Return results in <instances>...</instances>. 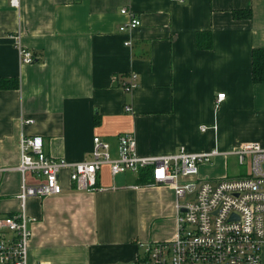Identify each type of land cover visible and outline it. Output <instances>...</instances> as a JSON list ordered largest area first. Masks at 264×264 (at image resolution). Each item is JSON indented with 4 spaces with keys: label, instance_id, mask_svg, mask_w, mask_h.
<instances>
[{
    "label": "crops",
    "instance_id": "obj_1",
    "mask_svg": "<svg viewBox=\"0 0 264 264\" xmlns=\"http://www.w3.org/2000/svg\"><path fill=\"white\" fill-rule=\"evenodd\" d=\"M9 1L0 0V78L18 88L0 90V216L20 210L22 135L41 136L47 156L69 162L89 159L96 136L115 157L122 133L141 157L264 148V84L252 82L264 0H20L18 9ZM122 9L140 26L119 33ZM17 38L33 64L20 63ZM223 157L201 165L199 178L243 173ZM141 171L113 176L102 166V190L79 192L65 169L61 194L27 199L28 264H130L144 245L170 242L176 197Z\"/></svg>",
    "mask_w": 264,
    "mask_h": 264
},
{
    "label": "built area",
    "instance_id": "obj_2",
    "mask_svg": "<svg viewBox=\"0 0 264 264\" xmlns=\"http://www.w3.org/2000/svg\"><path fill=\"white\" fill-rule=\"evenodd\" d=\"M18 9L20 0H10ZM128 22L119 28L126 33L140 26V21L127 10L120 11ZM130 46L129 42H125ZM20 63L31 65L33 54L16 41ZM136 75L124 86L126 92L135 88ZM225 99L216 96L215 107ZM31 124V120L23 121ZM206 128H201L205 131ZM233 157L236 176H224L215 181L200 179L203 164L218 157ZM109 167L115 176L127 172H151V184L170 188L177 201V231L170 242L148 243L143 254L130 264H261L260 250L264 243V148L258 143H246L226 153L216 149L205 153H190L181 147L169 156L141 157L136 152V140L130 133L117 137L116 156L110 145L96 136L92 139L91 157L69 162L46 155L41 136H24L19 141V161L14 168L20 176V201L17 213L0 216V264H28V249L32 238L30 219L25 214L29 198L59 195L63 170L79 192L101 191L98 173Z\"/></svg>",
    "mask_w": 264,
    "mask_h": 264
},
{
    "label": "trees",
    "instance_id": "obj_3",
    "mask_svg": "<svg viewBox=\"0 0 264 264\" xmlns=\"http://www.w3.org/2000/svg\"><path fill=\"white\" fill-rule=\"evenodd\" d=\"M233 17L236 19L241 18L240 12H233ZM247 14V18L250 17ZM252 82L254 84H264V50L263 49H255L252 52ZM18 81L14 79H2L0 78V90H8V89H17ZM142 172V171H140ZM139 172V173H140Z\"/></svg>",
    "mask_w": 264,
    "mask_h": 264
},
{
    "label": "rangeland",
    "instance_id": "obj_4",
    "mask_svg": "<svg viewBox=\"0 0 264 264\" xmlns=\"http://www.w3.org/2000/svg\"><path fill=\"white\" fill-rule=\"evenodd\" d=\"M223 159H226V157H223ZM226 160H228V162H227L228 165L231 166V165H230V164H231V162H230V158H229V159H226ZM240 174H242V173H239V175H240ZM226 176H227V175H226ZM229 177H230V176H229Z\"/></svg>",
    "mask_w": 264,
    "mask_h": 264
}]
</instances>
